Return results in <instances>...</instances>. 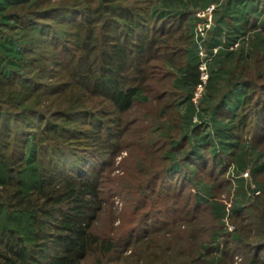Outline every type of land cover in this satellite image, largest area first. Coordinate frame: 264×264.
<instances>
[{
  "label": "trees",
  "instance_id": "16d2710c",
  "mask_svg": "<svg viewBox=\"0 0 264 264\" xmlns=\"http://www.w3.org/2000/svg\"><path fill=\"white\" fill-rule=\"evenodd\" d=\"M248 134L262 190L228 214ZM236 255L264 264V0H0V264Z\"/></svg>",
  "mask_w": 264,
  "mask_h": 264
},
{
  "label": "rangeland",
  "instance_id": "374dc122",
  "mask_svg": "<svg viewBox=\"0 0 264 264\" xmlns=\"http://www.w3.org/2000/svg\"><path fill=\"white\" fill-rule=\"evenodd\" d=\"M201 11L202 10H199V9L194 10L196 17H198V18H199V16L203 17L202 19L200 18L199 20L196 21V26L199 25L200 22H202L203 20L208 18V16L204 15L203 12H201ZM213 23H214V17L212 14V24ZM240 42L243 43L242 40H240ZM241 46H242V44L239 47L235 46L234 51L238 50ZM202 50L204 51L203 52L204 54L207 53L206 48H203ZM212 58H213V55L210 56V62L213 60ZM257 58L259 59V56ZM240 60L245 61L244 58H242ZM162 84H163V86H165V85L170 84V82H167L164 80ZM158 96H159L158 99H157V96H156V99H155V97L153 99H155L156 101L163 100V102H165L166 94H160ZM200 99H201V97H200ZM152 109H153V111L154 110L156 111L155 106H153ZM173 114H174V112H173ZM195 120L197 121L198 119L195 118ZM175 133L178 134L179 131L176 130L173 134H175ZM250 140H251V134H248L246 136L244 145H245L246 151L248 152V155L251 154L252 155L251 157H253L251 160L247 159V166L248 167L246 168V170L240 171L239 170L240 168H236V163L230 164V166L228 167L229 170L227 173V178H228L229 182L226 185L222 184L221 185V192L218 193V198H220V199L222 198V200L225 202V205H227L226 207H228L227 208L228 214L233 213L235 210L242 208L245 205L247 206V204L250 202V200L253 199L254 197H256L257 194H260L261 190H262V186H260V184L256 181V177H254L252 175V167L255 164V160H256L258 154H256V155L252 154L253 148H252ZM249 145H251V147ZM127 155H128V153L126 151H123L121 153V155H119L117 157L116 163L118 164L124 157H127ZM119 170L120 169H115V173H114L115 176H116V174H121L120 173L121 170L120 171ZM112 176H114V175H112ZM203 177H204V180L207 179L205 177V175ZM208 187H210L209 184H208ZM198 188H199L198 192L200 195V199L203 200V199L208 198V192H207L206 188L205 187L203 188V186H200ZM252 189H253V191H252ZM196 190H194V192H196ZM120 200L121 199L118 197L114 203V206L119 208L117 210L118 213L122 212V210H123L121 208L122 202ZM223 222L225 223L224 229L227 230L228 232H233L234 230H236V224L233 223L229 217H225L223 219ZM235 259L237 261V264H240L242 262V256L240 257V256L236 255Z\"/></svg>",
  "mask_w": 264,
  "mask_h": 264
},
{
  "label": "built area",
  "instance_id": "2783aa9c",
  "mask_svg": "<svg viewBox=\"0 0 264 264\" xmlns=\"http://www.w3.org/2000/svg\"><path fill=\"white\" fill-rule=\"evenodd\" d=\"M214 5H211L207 10L205 11H201L203 12L204 15H207L208 18L203 20L202 22L199 23V25H197V30L198 32L201 33L202 36H205L207 35V30L209 28H212L213 27V24H212V14H213V10H214ZM199 18H203V17H200ZM238 44H236V47H237ZM203 48L205 47H202L201 50H200V53L202 55V63L200 65V70H201V80L202 82H200V84L198 85V87L196 88L194 94H193V99L194 101L198 104L200 103L201 99V95L202 93L204 92V89H205V84L208 82V78H209V72H208V61H207V58H208V55L207 53L204 54L203 52ZM217 50V49H215ZM207 52V50H206Z\"/></svg>",
  "mask_w": 264,
  "mask_h": 264
},
{
  "label": "water",
  "instance_id": "95a60500",
  "mask_svg": "<svg viewBox=\"0 0 264 264\" xmlns=\"http://www.w3.org/2000/svg\"><path fill=\"white\" fill-rule=\"evenodd\" d=\"M215 27H216V25H214V24H213V27H212V29H214Z\"/></svg>",
  "mask_w": 264,
  "mask_h": 264
}]
</instances>
